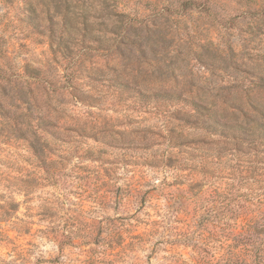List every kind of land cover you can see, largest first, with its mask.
Here are the masks:
<instances>
[{
    "label": "rangeland",
    "instance_id": "1",
    "mask_svg": "<svg viewBox=\"0 0 264 264\" xmlns=\"http://www.w3.org/2000/svg\"><path fill=\"white\" fill-rule=\"evenodd\" d=\"M116 78L264 104V0H0V264H233L217 241L128 238L181 190L154 157L177 105L134 106ZM41 117L72 151L58 177L31 150Z\"/></svg>",
    "mask_w": 264,
    "mask_h": 264
},
{
    "label": "trees",
    "instance_id": "2",
    "mask_svg": "<svg viewBox=\"0 0 264 264\" xmlns=\"http://www.w3.org/2000/svg\"><path fill=\"white\" fill-rule=\"evenodd\" d=\"M189 4L186 2L184 6ZM112 24L116 34L121 27ZM102 38L89 36L90 41ZM107 81L109 87L125 99L132 98L139 108L177 105L173 111H163L166 120L161 130L153 132L167 143V148L156 152L154 157L156 166L162 163L176 169V183L181 190L159 211L160 219L147 220L144 232L133 231L128 238L217 241L227 247L233 264H264V104L250 102L230 111L224 108V105L231 107L229 101L213 97L144 89L135 81L121 78ZM68 86L63 85L58 91L64 92ZM57 102L60 105L55 109L62 111L64 101ZM40 124L46 131L47 126H56L51 133L53 139L43 134L36 143L30 141L31 150L48 175L61 176L62 165L70 159L72 151L61 147V142H65L62 127L45 117H41ZM72 126L63 129H86V123L78 120ZM104 130L99 128L97 133ZM137 201L142 207L146 197L138 193ZM137 220L142 224L143 220ZM120 236L125 241L123 233Z\"/></svg>",
    "mask_w": 264,
    "mask_h": 264
}]
</instances>
